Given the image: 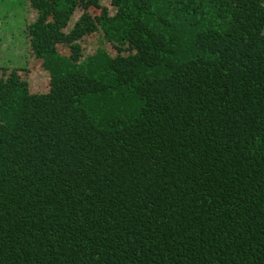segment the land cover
Listing matches in <instances>:
<instances>
[{"label":"trees","instance_id":"16d2710c","mask_svg":"<svg viewBox=\"0 0 264 264\" xmlns=\"http://www.w3.org/2000/svg\"><path fill=\"white\" fill-rule=\"evenodd\" d=\"M20 1L0 264H264V0Z\"/></svg>","mask_w":264,"mask_h":264},{"label":"rangeland","instance_id":"374dc122","mask_svg":"<svg viewBox=\"0 0 264 264\" xmlns=\"http://www.w3.org/2000/svg\"><path fill=\"white\" fill-rule=\"evenodd\" d=\"M24 10L20 0H0V66L25 64L27 44Z\"/></svg>","mask_w":264,"mask_h":264}]
</instances>
